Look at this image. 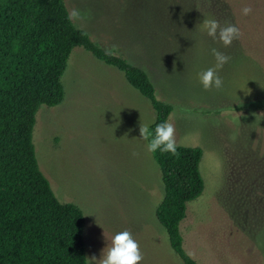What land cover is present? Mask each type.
<instances>
[{
  "label": "rangeland",
  "instance_id": "rangeland-1",
  "mask_svg": "<svg viewBox=\"0 0 264 264\" xmlns=\"http://www.w3.org/2000/svg\"><path fill=\"white\" fill-rule=\"evenodd\" d=\"M64 1L95 43L147 72L157 99L173 106L177 145L203 150L204 191L181 223L188 254L199 264H264V0ZM204 19L236 24L241 36L224 48ZM212 48L231 59L218 70L223 86L206 91L198 74L215 66ZM62 83L64 101L41 106L33 141L58 200L84 213L88 264L123 230L141 264H184L156 217L162 173L139 131L156 119L151 102L83 47Z\"/></svg>",
  "mask_w": 264,
  "mask_h": 264
},
{
  "label": "trees",
  "instance_id": "trees-1",
  "mask_svg": "<svg viewBox=\"0 0 264 264\" xmlns=\"http://www.w3.org/2000/svg\"><path fill=\"white\" fill-rule=\"evenodd\" d=\"M64 0H0V264H88L82 209L61 203L42 172L33 141L41 106L63 103L62 77L73 50L83 47L124 73L156 111L149 127L173 106L156 97L147 72L111 52L68 19ZM179 157L153 153L164 185L156 217L184 264H199L184 248L181 223L204 191L200 147L178 145Z\"/></svg>",
  "mask_w": 264,
  "mask_h": 264
},
{
  "label": "clouds",
  "instance_id": "clouds-1",
  "mask_svg": "<svg viewBox=\"0 0 264 264\" xmlns=\"http://www.w3.org/2000/svg\"><path fill=\"white\" fill-rule=\"evenodd\" d=\"M241 11L243 15L248 16L252 14L253 8L245 6ZM68 19L71 22H77L82 21L84 16L80 10L72 8L68 12ZM203 27L207 36L224 48L232 46L234 41H237L241 36L238 25L227 23L221 26L216 19H204ZM211 52L216 61L215 66L198 74L199 81L206 91L213 88L220 89L223 86V80L218 74V70L222 69L231 59L230 56L217 48H212ZM139 131L140 138L147 141L146 149L148 152L170 153L177 158L179 157L176 129L172 122L165 120L157 124L154 132L149 130L147 124L141 122ZM136 155L138 153L133 152V156ZM142 260L143 254L138 241L134 239L129 230H123L111 238V242L102 250V256L98 262L99 264H141ZM91 261H97L96 257L93 256Z\"/></svg>",
  "mask_w": 264,
  "mask_h": 264
}]
</instances>
